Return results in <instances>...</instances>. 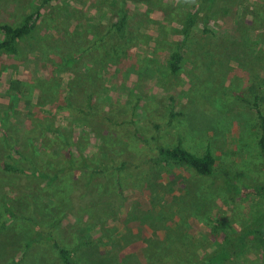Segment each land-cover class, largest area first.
<instances>
[{"label":"rangeland","instance_id":"obj_1","mask_svg":"<svg viewBox=\"0 0 264 264\" xmlns=\"http://www.w3.org/2000/svg\"><path fill=\"white\" fill-rule=\"evenodd\" d=\"M238 1L239 7L227 19L231 24L232 18L235 24L241 20L244 28H250L248 43L221 58L201 54L188 42L182 46L180 70L174 75L166 69V57L171 46L179 45L181 21L194 10V0H57L40 8L43 21L16 44L17 57L0 50V264H61L48 234L59 245L83 243L74 255L77 264H146L151 254L159 264H190L215 246L220 234L212 232V225L236 229L263 207L264 199L247 187L264 182L252 111L249 103L238 102L235 96L250 102L248 87L255 86L264 113V45L254 37L263 30L264 19L254 9L256 0ZM40 4L41 0H0V24L17 25ZM117 15L126 21L125 54L115 67L111 59L105 69L97 66V77L90 81L97 110L111 122L71 116L56 104H42L36 92L28 106L21 84L49 76L48 58L39 60L47 54L40 46L37 51V43L44 44L49 34L46 20L57 18L61 33L74 30L71 41L83 47ZM206 28L215 39L231 33L216 13ZM201 30L200 23L193 28V40L200 38ZM247 51L257 70L249 74L244 70ZM87 68L90 71L84 57L73 68L79 76L74 97L85 94L90 85ZM57 78L58 96L63 97L72 77L60 72ZM34 115L58 129L64 139L71 136L75 142L79 137L76 142L90 168L77 172L67 156L64 163H53L54 171L47 169L60 153L73 148L69 139L64 143L49 131L32 137L29 123ZM120 119L127 122L118 126ZM26 130L31 136L24 135ZM154 134L159 144L180 140L197 155L209 146L216 167L238 175L232 182L237 189L234 199L213 186L211 178L187 168L150 166L145 149L151 146H144L138 137ZM25 161L40 171L32 173ZM3 165L24 173L5 171ZM65 186L72 188L70 194ZM35 236L38 239L25 248ZM259 258L245 249L236 264H260Z\"/></svg>","mask_w":264,"mask_h":264},{"label":"trees","instance_id":"obj_2","mask_svg":"<svg viewBox=\"0 0 264 264\" xmlns=\"http://www.w3.org/2000/svg\"><path fill=\"white\" fill-rule=\"evenodd\" d=\"M57 0H41V4L33 12L27 14L22 18V20L14 26L2 23L0 24V50L8 55L17 57L18 50L16 44L22 40L29 37V35L35 30L42 14L40 13V8L43 5H49L50 2H56ZM194 10L192 12H187L181 21V30L179 32L180 41L178 46H171L166 57V69L169 74H176L180 70V64L182 60L181 49L184 45H189L188 42L194 44L201 54H210L211 57H221L225 58L228 55L236 54L237 47L241 44L248 43V33L249 27L244 28L243 22L237 20L235 24L232 18V24L228 22L227 17L229 13L236 10L239 7L238 0H194ZM255 11H259L264 19V0H256ZM218 14L220 19L224 20V25L230 27V34L226 35L221 39H215L214 34L207 30L206 24L209 20L211 14ZM50 19V20H49ZM46 22L49 24V29L47 28V37L44 44H38L40 49L46 53L45 56H40L39 60H46L49 65V76L45 80H26L24 84H21L25 91V99L28 101V106L31 105V96L33 92H36V99L42 101V104H56L57 107L65 108L71 116L82 114L83 117L87 119H95L96 122L105 124L110 123V118L107 115L97 110V105L93 102L92 89L93 84L90 82L92 77L96 79L97 66H102L105 69L106 64H108L109 59H111L112 65L117 66L120 59L123 57L121 55L125 54L126 46V21L123 15H117L114 22L107 27V29L100 35L90 38L83 47L75 46L76 41H71L72 34L74 30H64L61 33L59 28V23L57 18H49ZM202 24L201 36L198 39L193 40L192 31L197 24ZM225 28V27H224ZM227 33V32H226ZM110 36H113L110 38ZM109 37V39H108ZM256 39H262V44L264 45V28L259 31ZM62 41V45L61 44ZM46 45V46H45ZM56 45L57 47H54ZM83 57L86 59L87 64L90 66V71L87 68L88 74L85 78L90 82L85 94L80 97H74L75 86L79 82V76L75 75L73 68L78 65V62ZM121 57V58H120ZM251 52L247 51L244 53V70L249 74L256 72L253 69L254 64L250 60ZM84 61V60H83ZM252 66V67H251ZM258 69V67H256ZM260 69H263L261 65ZM94 71V73H92ZM263 71V70H261ZM68 72L72 77V82L69 80L67 82V92L63 97H59L58 91V74ZM80 78H82L80 76ZM92 84V85H91ZM248 94L251 96V101L248 102L245 98L236 95L235 98L238 102L249 103L250 109L252 111V118L254 121V130L256 133L254 146L260 161L264 166V113L259 105L261 98L256 94L255 86L251 85L248 87ZM81 98L80 102L77 100ZM41 104V103H40ZM171 115V114H170ZM173 117V116H172ZM37 116H32L30 120L31 130L35 133L34 136L47 133L49 131L52 135L57 137V139L66 142L67 139L62 136V133L50 125H46L44 121L37 119ZM127 120L120 119L117 121L116 125L121 126ZM117 126V127H118ZM153 130H157V125H152ZM26 130L24 135L31 136ZM157 135V134H156ZM77 137L76 140H78ZM69 144L73 149L66 153V150L58 155V158H54L52 163L47 166V169L54 171L55 161L63 162L65 159L71 156L70 164L74 165L73 169L80 171H86L90 168L89 161L84 156L81 146L78 142H72L71 136H69ZM67 139V140H68ZM144 146H151L146 148L145 151L148 153L147 161L150 166H168L175 165L187 168L193 172L194 175L200 177L211 178V183L213 186L224 190V194L230 199H234L236 186L232 184L238 175L228 168L216 167L215 158L209 149V146L205 145L202 152L197 155L188 150L183 144L178 141V143L173 145H165L158 143V136L152 135L149 138H139ZM67 146V147H68ZM74 151V152H73ZM45 153V152H44ZM73 153L75 156L73 157ZM34 154L40 157V153L34 151ZM43 154V152H42ZM74 158V159H73ZM74 160L77 162L74 163ZM27 169L33 171L36 174L39 170L37 167H31L28 161H25ZM81 163V164H79ZM5 171H17L14 168L7 166H2ZM95 173H97L98 168H95ZM18 171L23 172L22 169ZM42 171V170H41ZM131 173H135L134 169ZM33 174V175H34ZM38 176H42L39 175ZM56 176V172L53 174V178ZM91 178V176L89 177ZM253 190V194L258 197V199H264V182L253 183L251 182L249 186ZM72 188L65 186V193H69ZM60 199L63 197L58 196ZM57 203V202H56ZM57 208V206L55 207ZM8 213V211H6ZM56 226L51 225L50 228L54 229ZM213 233H219V238L216 240V244L213 249L202 252L201 254L194 257L190 264H236V259H239L242 252L245 249L251 250L258 253L260 264H264V205L263 207L251 212L248 218L245 219L241 224H239L236 229H226L220 224H214L211 227ZM48 242L50 246L56 252L61 264H77L75 260V253L78 248L83 245L80 241H76L75 245L72 247H67L59 245L53 237H49ZM37 236L30 238L25 243V248H27L31 243L37 240ZM149 261L146 264H159V259L157 256L151 254ZM139 257V256H138ZM140 259V257H139ZM141 254V261L143 260ZM146 261V259H145ZM144 261V262H145Z\"/></svg>","mask_w":264,"mask_h":264}]
</instances>
